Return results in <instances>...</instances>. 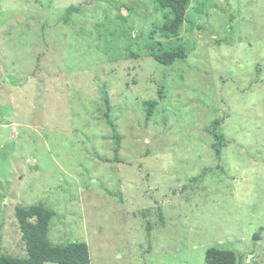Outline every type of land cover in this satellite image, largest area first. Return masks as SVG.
I'll use <instances>...</instances> for the list:
<instances>
[{"label":"rangeland","instance_id":"rangeland-1","mask_svg":"<svg viewBox=\"0 0 264 264\" xmlns=\"http://www.w3.org/2000/svg\"><path fill=\"white\" fill-rule=\"evenodd\" d=\"M168 18L0 0V254L26 256L14 209L42 205L49 241L85 243L89 264H205L211 247L264 264V0H190L164 35Z\"/></svg>","mask_w":264,"mask_h":264},{"label":"trees","instance_id":"trees-1","mask_svg":"<svg viewBox=\"0 0 264 264\" xmlns=\"http://www.w3.org/2000/svg\"><path fill=\"white\" fill-rule=\"evenodd\" d=\"M160 9L169 13L166 23L161 29L164 35L176 34L186 21V13L190 0H150ZM73 10H76L73 8ZM153 49V48H151ZM152 58L164 66L182 58L181 47L162 49L151 55ZM104 105L109 108L108 99ZM107 115V113H106ZM105 115V116H106ZM110 124V123H109ZM217 140L213 146L217 155L225 145L223 138L213 132ZM118 148V147H117ZM117 151V150H115ZM14 218L18 226L21 241L24 246L25 257L19 258L7 253L0 254V264H89L90 257L87 245L83 242H73L64 246L53 245L48 239V231L52 212L42 205L17 206L14 209ZM258 239V235H254ZM205 264H238V258L233 251L208 248L204 254Z\"/></svg>","mask_w":264,"mask_h":264}]
</instances>
